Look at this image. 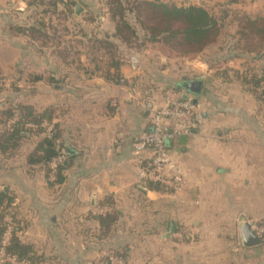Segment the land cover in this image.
Listing matches in <instances>:
<instances>
[{"label": "crops", "instance_id": "obj_1", "mask_svg": "<svg viewBox=\"0 0 264 264\" xmlns=\"http://www.w3.org/2000/svg\"><path fill=\"white\" fill-rule=\"evenodd\" d=\"M258 2L264 4V0ZM2 3L0 49L10 50V70L24 66L13 78L27 80L25 95L33 101L28 107L35 114L49 111L52 116L42 124L46 132L26 140V148H20L21 162H13L14 154H0V191L14 198L19 239L45 259L43 264H104L108 259L112 264L113 260L207 264L214 256L216 264L219 260L222 264L264 260V243L246 248L240 232L243 222L264 221V105L251 92L230 91L227 85L218 103L206 90L204 77L185 79H201L204 86L199 98L187 95L197 121L195 133L167 142L182 183L176 191L162 185L148 187L138 177L134 145L151 128V107L136 102L138 94L125 87L126 81L113 83L97 68L98 73L89 75L68 73L60 52L50 58L44 40L28 35L41 22L46 26L44 3ZM86 12L76 17L83 19ZM94 27L99 30V25ZM238 29L239 21L233 42L223 48L238 42ZM21 40L30 44L26 60L18 58ZM257 59L226 57L222 65L254 66L263 57ZM121 61V80L128 81L132 77L129 64ZM39 97L45 100L42 106L35 102ZM83 97H90L91 104L86 105ZM3 101L0 95V114L7 108ZM156 102L164 104V100ZM1 121L0 117V133L5 128ZM51 130L58 132V143L68 154L64 183L53 187L38 167L26 164V154ZM182 135H188L184 147L179 141ZM107 214L113 216L114 225L103 233L98 217ZM172 226L174 233L170 234ZM178 233L186 237L178 238Z\"/></svg>", "mask_w": 264, "mask_h": 264}, {"label": "trees", "instance_id": "obj_2", "mask_svg": "<svg viewBox=\"0 0 264 264\" xmlns=\"http://www.w3.org/2000/svg\"><path fill=\"white\" fill-rule=\"evenodd\" d=\"M46 4L43 0H34ZM112 6L109 8V14L111 19L116 23L114 32H103L105 39L98 40L96 37L91 36L93 40L91 43V51L97 53L103 50L102 47L113 50L119 47L112 44L109 40L111 38L117 39L122 45L132 47V44L143 45V42L160 43L169 46L171 49L179 50L182 56L201 55L204 51L214 46L225 24H220L217 17L209 10L201 6L190 5L187 7H180L175 4H167L162 0H132L128 2L124 0H110ZM240 0H231L232 3H238ZM126 2V4H125ZM69 12L74 14V7L76 0H69ZM49 5L55 8V12L58 11L57 1L50 2ZM135 13L137 26H133L127 21V13ZM224 15L222 17L226 21L229 19V11L223 10ZM91 12L87 11L84 16V21L88 19ZM96 17V16H95ZM82 19V20H83ZM94 19V25L98 23L97 18ZM230 21V20H229ZM82 23V22H81ZM41 22L40 28H30L28 35L35 39H43L48 46L53 41L50 35V25ZM84 24L80 27H84ZM94 27V26H93ZM96 28L94 27V30ZM139 30V31H138ZM143 30L144 36L141 37L139 32ZM86 35V34H85ZM238 42L232 43L228 47L230 53L228 58H237L245 55L251 58L252 61L258 60L259 56H262L264 51V18L249 19L247 17L239 19V29L237 30ZM233 37V36H232ZM232 40L234 38H231ZM91 41V40H90ZM142 41V42H140ZM225 41V42H224ZM222 41V50L224 45L230 44V41ZM59 46V42L57 43ZM141 48L142 46H138ZM112 53V54H111ZM110 54V61L106 62L107 70L104 72V77L113 83H120L121 81V66L122 61L116 60L119 55L113 52ZM106 54L102 55V62L108 59ZM108 56V55H107ZM120 58V57H119ZM95 61V60H94ZM98 62V61H97ZM100 62L97 63V70L101 71ZM112 70V72H111ZM251 71V70H249ZM102 72V71H101ZM230 73L237 79H241L243 84L248 88L251 94L255 97L256 101L260 105H264V73L258 75V72L252 73L249 78L247 74H241L238 71L228 67L219 73L217 78L222 77V82H232ZM171 90L180 92L181 88L176 85L171 87ZM0 117L1 123L5 126L4 130L0 133V154L13 155L20 148H22L24 142L46 132L42 124L52 120L51 113L44 112L35 114L28 106H19L17 108H7L4 110ZM13 121V122H12ZM8 125V126H7ZM30 126H34L30 127ZM51 138L41 139L35 148L26 154V164L29 166L38 167L45 175L46 181L49 186L61 185L64 183V172L68 169L64 164H61L55 175V179L50 180L51 170L49 167L50 162L64 153L67 157L66 147L58 143L59 134L56 130H51ZM148 187L152 185L161 186L158 183L146 182ZM14 198L9 193L0 191V252L3 250L6 256L13 257L20 262L26 264H43L44 258L38 255L32 246L25 245L19 239V223L16 219V211L12 206ZM7 218L11 221L7 222ZM98 221L102 228L103 233H107L114 225V219L111 214L102 215L98 217ZM11 228L9 243L3 246V237ZM9 264V263H5ZM104 264H112L108 259Z\"/></svg>", "mask_w": 264, "mask_h": 264}, {"label": "rangeland", "instance_id": "obj_3", "mask_svg": "<svg viewBox=\"0 0 264 264\" xmlns=\"http://www.w3.org/2000/svg\"><path fill=\"white\" fill-rule=\"evenodd\" d=\"M54 1H57V12H55L53 6L49 5L50 2ZM124 1H127V4L126 2L125 4L128 6V2L132 0ZM45 2L44 9L47 13L44 14L43 18L46 20V23L50 25L49 32L53 40L49 42L50 44L46 49L50 58L54 56L57 57L58 52H60L61 57H65L64 62H66V64H63L67 67L68 73L78 71L79 73L89 75L92 74V72H97L95 60L100 62L101 67L99 68H101L102 72L99 70L98 72L104 74V71L107 70L106 62L110 61L111 58L109 57L112 56H109L110 54H108V52L116 53V55L118 54L120 57L117 56L116 60H125V63L129 64V70L131 71L132 77H130L128 81L125 78L122 79L124 82L126 81L125 87L135 89L138 95L134 97V99H136L137 103H143L146 107L151 105L154 99L164 100L167 91L171 90V87H173L175 83L194 77H204L206 90L212 92L211 98L217 99L218 103H222V88L224 89L227 85H229L228 88H231L229 89L230 91H249V87L245 86L241 79H237L231 73V83L222 82V77L216 78V74L228 68L227 65H222V58H226L230 54L227 49L222 50V41L226 40L227 42H233L231 40L232 34H234L239 19L243 18L242 14L246 13L252 18L257 15L264 16L262 15L264 14V4H260L258 0H242L243 4H239V2L232 3L231 0H162L164 3L175 4L180 7H187L190 5L204 7L217 17L220 24H225L223 29L221 25V33L217 43L199 56H182L180 49L174 50L160 43L143 42V45H141V43H135L132 44V47H129L120 44L115 38H111L112 40L109 41L117 47L119 45L117 49L114 48L112 50L110 48L109 50L102 47L103 50L99 52L97 50V53H95L93 50L91 51V43H93V40L90 39L91 36L92 38L96 37V39L102 40L106 37L103 32H109L110 34L114 32L116 23L111 19L109 12H107L112 6V1L76 0V3H79L84 8V12L90 11L92 14L91 16L89 15L88 19L85 21L84 19L82 20L76 17L75 7L73 9L74 14L69 12L70 6H66V4H69V0H45ZM2 5L5 6V0H3ZM34 5L36 9L39 10L37 14L41 15L39 4L35 3ZM226 9L229 11L230 18L226 21L223 19L222 21L224 15L222 12ZM134 14L128 12L127 21L133 26L138 27ZM93 17L98 19V23L96 24L99 25V30H94ZM81 22L84 24L83 28L80 27L82 25ZM139 34L143 37V30H141ZM58 42L65 50L62 48L59 50L57 45ZM20 44L23 49H19L18 58L26 60L24 57H27V55L31 53L30 44L27 45L23 40L20 41ZM139 45L142 47L139 48ZM9 54L10 50L0 49V80L5 81L3 88L0 90V95H3L5 99L3 102L7 105V108H17L19 106L30 107L33 101L31 99L32 102L30 103V98L25 95L28 86L27 80L24 77V79L19 82L15 81L13 78V76L17 74V70H23L21 68L24 66L20 65L17 67L18 69L10 70ZM103 54H106L104 57L108 58L105 63L102 62ZM261 54L263 56L262 62L256 65L253 64L254 66H250L249 64V66L247 65L246 67H239L237 62L230 63L229 65L233 70L240 72L242 75L247 74L249 78L253 75L252 73L255 72H258L259 75L264 73V51H262ZM133 62H136V64H134L135 68L133 67ZM7 64L8 66H6ZM62 66L64 67V65ZM68 83L72 84L74 82L70 81ZM16 89L20 91H16ZM83 98H85L86 105L91 104L92 101L90 97ZM235 99L240 103V99L237 97H235ZM43 101L45 100L39 97L35 102L42 106L44 104ZM36 103H34V105ZM22 148H26L25 142ZM14 155L15 159L13 162L15 164L21 162L20 158L22 157V151L20 152V150H18ZM216 259L215 256L211 257L207 264H216ZM113 263L118 264V261L113 260ZM2 264H5V262H2ZM217 264H222V261L219 260ZM259 264H264V260L261 259Z\"/></svg>", "mask_w": 264, "mask_h": 264}, {"label": "built area", "instance_id": "obj_4", "mask_svg": "<svg viewBox=\"0 0 264 264\" xmlns=\"http://www.w3.org/2000/svg\"><path fill=\"white\" fill-rule=\"evenodd\" d=\"M136 62H133V65ZM135 68V65L133 66ZM5 81L0 80V90ZM124 83V80H121ZM164 104L158 106L156 99L151 103V128L140 135L134 145V161L138 165V177L142 182H154L164 186L168 190H178L182 183V174L178 170L172 152L167 147V142L181 134H190L197 128L194 117L193 103L191 99H183L181 92L168 90ZM149 106V105H148ZM51 132L47 137L51 138ZM67 160L62 153L54 158L50 164V180L55 179L58 167ZM253 232L264 241V221L251 223ZM11 228L3 237V246L8 245ZM178 237H186L182 233ZM2 262L9 264H26L13 257L0 252ZM118 264H124L118 261Z\"/></svg>", "mask_w": 264, "mask_h": 264}, {"label": "water", "instance_id": "obj_5", "mask_svg": "<svg viewBox=\"0 0 264 264\" xmlns=\"http://www.w3.org/2000/svg\"><path fill=\"white\" fill-rule=\"evenodd\" d=\"M84 12V8L79 4H75V14L76 16H81V14ZM178 86L181 88V90L184 92L183 99H186L189 95H194L197 98H199L202 95L203 92V86L204 83L201 79H195V80H182L179 82ZM195 102V100H194ZM151 106L149 105V108ZM195 131H191L190 134H194ZM188 139V135H182L179 138L180 144L184 147L186 145ZM182 152L185 151V148L181 149ZM69 153H71L69 151ZM65 166L68 164L67 161L63 163ZM241 240L242 244L246 248H253V247H258L261 246L264 241L262 238H260L258 235H256L253 230L252 226L249 222H243L241 228ZM174 233V227H171L170 234Z\"/></svg>", "mask_w": 264, "mask_h": 264}]
</instances>
